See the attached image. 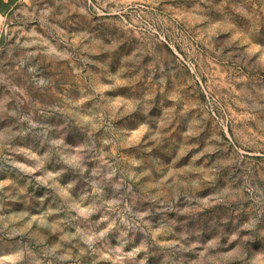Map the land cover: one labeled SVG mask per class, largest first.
I'll return each mask as SVG.
<instances>
[{"label": "rangeland", "instance_id": "rangeland-1", "mask_svg": "<svg viewBox=\"0 0 264 264\" xmlns=\"http://www.w3.org/2000/svg\"><path fill=\"white\" fill-rule=\"evenodd\" d=\"M3 18L0 264H264V0Z\"/></svg>", "mask_w": 264, "mask_h": 264}, {"label": "trees", "instance_id": "trees-1", "mask_svg": "<svg viewBox=\"0 0 264 264\" xmlns=\"http://www.w3.org/2000/svg\"><path fill=\"white\" fill-rule=\"evenodd\" d=\"M16 1L17 0H8V1L0 0V14L2 15L8 14L12 10Z\"/></svg>", "mask_w": 264, "mask_h": 264}, {"label": "crops", "instance_id": "crops-1", "mask_svg": "<svg viewBox=\"0 0 264 264\" xmlns=\"http://www.w3.org/2000/svg\"><path fill=\"white\" fill-rule=\"evenodd\" d=\"M6 1H8V0H6ZM3 19H4V18H3V15L0 14V25H1Z\"/></svg>", "mask_w": 264, "mask_h": 264}]
</instances>
